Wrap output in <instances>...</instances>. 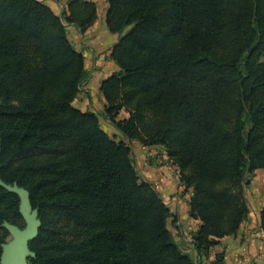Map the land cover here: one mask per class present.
Instances as JSON below:
<instances>
[{"label": "trees", "instance_id": "trees-1", "mask_svg": "<svg viewBox=\"0 0 264 264\" xmlns=\"http://www.w3.org/2000/svg\"><path fill=\"white\" fill-rule=\"evenodd\" d=\"M106 1L119 37L118 70L99 85L103 115L124 138L165 149L191 189L192 243L208 256L248 215L246 174L264 169V0ZM96 18L92 0H68L61 15L41 0H0V178L38 209L28 262L195 264L130 145L73 105L87 73L65 22L84 32ZM18 208L0 186V254L2 223L24 226Z\"/></svg>", "mask_w": 264, "mask_h": 264}, {"label": "rangeland", "instance_id": "rangeland-1", "mask_svg": "<svg viewBox=\"0 0 264 264\" xmlns=\"http://www.w3.org/2000/svg\"><path fill=\"white\" fill-rule=\"evenodd\" d=\"M93 25V24H92ZM90 27V26H89ZM109 31L107 27H103L99 29L98 26L94 27L91 31H88V33L84 34L82 32V36L75 33L74 31H71V29L67 30V36L72 45L75 49L78 51L86 50V78L84 82L82 83V87L89 83V79L92 76L91 72L92 70H101L104 67H106L105 64L96 63L95 58L97 59V50L100 48V45H104V41L106 39H110ZM117 34V33H113ZM119 37V34L116 35ZM107 37V38H106ZM99 56V55H98ZM107 59V56H105ZM118 70V69H117ZM115 70V71H117ZM113 71V72H115ZM112 72V73H113ZM111 73V74H112ZM110 75V74H109ZM108 75V76H109ZM84 100L87 101V107L94 102V106L92 108V105L90 108L93 110L91 112H94L98 115L99 122L101 127L112 137H114L116 140H122L124 138L118 130L112 125V123L104 117V108L101 109V103L98 99V95H93L91 92H84L83 94ZM98 99V100H96ZM105 105V103H104ZM122 116H128L127 112L120 111V114H118L117 119H121ZM125 142L130 145L131 148V159L136 166L139 176L141 179H146L145 170L147 165H164L168 167V171L170 172L172 178L171 184L173 186L170 187L171 184L169 182L165 183L163 187L159 184L158 192L161 194L164 202L168 205L171 216L167 219V228L169 229L170 235L172 239L174 240L176 246L178 249L186 254L195 264H225V253L222 246H212L210 248L208 256H201L199 257L197 254V251L195 250L194 244L192 243V235L196 231L198 224L195 223L193 218H190L188 215V212L185 210V202H186V191L184 190L183 186L179 183V175H178V168L176 164L170 159L165 149L161 146L158 150L156 149L155 152H153V155L149 154V150L146 152H137V157L134 154V146L131 145V140H128L126 138ZM144 146V145H142ZM138 154H142L140 156L141 159L138 160ZM144 154V157H143ZM166 155V156H165ZM151 156H159L160 161H154L152 162ZM165 156V157H162ZM155 159V158H154ZM142 160V161H141ZM246 179L248 181V184L245 188V199L247 205L253 210L260 212L261 209L264 208V196H260V192L262 191V187H264V175L261 173L260 170H255L254 172H251L249 174H246ZM153 184V183H152ZM155 186V184H153ZM182 186V190L179 192L178 187ZM165 187H169V189L164 190ZM163 189V190H162ZM191 190V189H190ZM260 190V191H259ZM191 194V193H190ZM259 223H260V215L258 213ZM24 221V220H23ZM25 224V223H24ZM260 228V227H259ZM256 227L253 228L255 230ZM255 236V235H253ZM11 238L10 234L6 237V241H8ZM5 241V242H6ZM219 240L218 243L219 244ZM216 244V245H217ZM238 261L242 264H264V262L258 263L257 261L245 259L242 255H237Z\"/></svg>", "mask_w": 264, "mask_h": 264}, {"label": "crops", "instance_id": "crops-1", "mask_svg": "<svg viewBox=\"0 0 264 264\" xmlns=\"http://www.w3.org/2000/svg\"><path fill=\"white\" fill-rule=\"evenodd\" d=\"M41 1L46 3L56 14L61 15L66 8V3L68 0H41ZM92 1L96 3L97 18L93 23V25L88 27L83 32L84 34L88 33V31H91L96 26H98L99 29L103 28L104 26L106 27L105 13L108 7L107 1L106 0H92ZM65 25L67 30L71 29V31H74L75 33L82 36V32L73 24H69L65 22ZM109 35L110 36L107 37H110V39H106L104 41L103 46L100 45V48L97 50V54H96L97 59L95 58L96 63L105 64L106 67H104L101 70H92L91 72L92 76L89 79V83H87L83 87L81 86V91L77 94L76 98L73 100V105L78 109H80L81 111H93L90 108V106L92 105V108L95 107L94 102H92L89 105V107H87V101L84 100L83 98L84 92H88V93L91 92L93 95H98L99 97L98 99L100 100L101 103V109L104 108L105 100L99 90L100 82L104 78H106L109 74H111L113 71L118 69V66L109 57L111 48L118 40V37L116 36L117 34L115 35L113 33H110ZM81 53L84 56V65L86 68L87 51L82 50ZM105 56H107V59L105 58ZM125 117L126 116H122V118ZM122 140L125 141L124 138H122ZM131 145L134 146V150H135L134 154L136 155V157L138 151L146 152L147 150L145 149H148L150 151L149 154L153 155V152H155L156 149L158 150L159 148H161V146L159 145L142 146V144L137 140H131ZM140 156H142V154H138V160L141 159ZM151 157H152L151 158L152 162L157 160L160 161L159 156H151ZM257 170H260L261 173H263L264 175V169H257ZM145 174L147 180L155 184V188L157 189H159V184L161 187H163L166 182L167 183L169 182V184H171L172 180L174 181L170 172L168 171V167L164 165H159V166L147 165ZM171 186L172 184L170 185V187ZM183 188L182 186L179 185L178 191L180 192ZM167 189H169V187L164 188V190ZM185 191H186L185 210L188 212L189 209L188 201L191 190L187 189ZM262 195L264 196V187H262V191L260 192L261 197ZM248 209H249L248 215L246 219L241 223L237 233L235 235H226L219 238L218 239L220 241L219 244L215 245V246H219V245L222 246L221 248H223L225 253V264H242L241 262L238 261V258L236 257L237 255L244 256L246 260L254 259V261H257L258 263L264 262V236L261 229L259 228V218L257 217L259 212L253 211L249 206ZM193 220L195 221L196 224L199 223L198 220L196 219ZM254 227H256L255 230H253Z\"/></svg>", "mask_w": 264, "mask_h": 264}, {"label": "water", "instance_id": "water-1", "mask_svg": "<svg viewBox=\"0 0 264 264\" xmlns=\"http://www.w3.org/2000/svg\"><path fill=\"white\" fill-rule=\"evenodd\" d=\"M0 186L18 195V210L25 223L22 228L7 221L2 223L11 238L1 243L0 264H29L28 258L33 257L34 252L29 249L28 244L37 236L41 224L38 209L32 207L28 190L18 186L16 182L8 184L0 178Z\"/></svg>", "mask_w": 264, "mask_h": 264}]
</instances>
